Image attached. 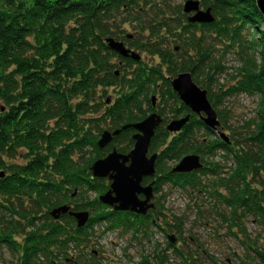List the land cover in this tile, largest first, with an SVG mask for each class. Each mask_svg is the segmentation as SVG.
Masks as SVG:
<instances>
[{"label":"trees","instance_id":"1","mask_svg":"<svg viewBox=\"0 0 264 264\" xmlns=\"http://www.w3.org/2000/svg\"><path fill=\"white\" fill-rule=\"evenodd\" d=\"M166 1L0 0V246L17 254L16 264H37L40 258L48 264L58 258L75 264L72 255L79 261L94 228L103 224L104 230L131 233L132 239L146 238L152 227L160 228L155 205L145 215L102 205L97 198L108 190L109 181L92 178L90 172L92 163L113 148L125 153L133 146V130L127 129L98 148L101 127L113 132L152 112L162 122L148 147L157 154L154 176L143 184L151 183L154 195L168 184L182 190L202 187L199 175H218L220 170L204 158L223 152L234 169L225 182L229 195L219 196L221 202L238 225L248 215L264 225V19L256 0H197L201 8L210 9L214 21L209 24L188 23L179 7L159 19L140 20L148 31L144 41L113 33L118 16ZM112 37L157 64L122 58L107 47L105 40ZM214 42L236 51L239 67L231 76L233 85L220 95L205 88L212 108L219 96L258 97L255 116L242 136L245 150L233 138L224 142L215 136L220 127L207 128L171 90L170 80L180 73H189L198 85V75L216 71ZM110 89L114 97L104 98ZM154 95L157 110L150 100ZM168 115L170 121H188L178 133H169ZM200 130L207 141L191 144ZM189 154L198 155L203 167L171 174L169 164ZM250 178L259 190L253 189ZM89 193L94 194L90 201L84 197ZM62 205L73 212L87 211L86 224L77 228L67 214L53 219L50 211ZM167 247L176 251L171 244ZM251 250L254 264H264V252Z\"/></svg>","mask_w":264,"mask_h":264},{"label":"rangeland","instance_id":"2","mask_svg":"<svg viewBox=\"0 0 264 264\" xmlns=\"http://www.w3.org/2000/svg\"><path fill=\"white\" fill-rule=\"evenodd\" d=\"M184 2L185 0H168L167 5H151L145 8L142 6L140 10L133 11L128 16L122 14L117 17L112 26L113 33L117 36H126L128 41H144L148 31L144 29L145 26L139 25L138 21L159 19L163 13L172 14L178 7L182 13ZM199 9L204 11L201 7ZM214 44L216 49L214 59L218 60L216 71H212L208 76L198 75L196 81L199 83L195 84L200 89L205 90L207 87L211 92L220 95V92L233 85L234 80L231 76H234L239 67V61L236 51H226L219 42ZM124 46L127 48L126 45ZM172 46L170 44V47ZM130 50L148 65H156L158 62L155 58L152 59L138 50ZM113 97L114 91L107 90L104 98L112 99ZM154 97V109L157 110L159 99L156 95ZM219 97L214 109L218 113L217 119L220 123L221 130L218 131H221L226 138L238 141V148L245 150L247 147L243 144L242 136L247 129L248 121L255 116L258 97L242 93L225 98ZM1 107L0 103V109ZM166 117L167 125L171 118L169 115ZM101 130L107 131L106 126L101 127ZM214 135L218 137L217 133ZM200 141H207L203 130L197 132L191 144L194 145ZM147 155L152 154L148 151ZM203 162L218 165L220 170L216 176L199 175L202 187L197 186L195 189L188 187L182 190L168 184L161 188L160 193L153 194L154 211L161 214L156 218L160 228L152 227L146 238L137 236V239H132L129 232L125 233L118 229L104 230V224L97 226L94 228V236L88 246L79 253L82 258L75 261L77 260L73 256L75 254L72 255L74 263L140 264L146 260L149 264H246L249 261L254 264V254L251 249L264 252V225L251 215L242 218L241 224L238 225L236 218L231 216L230 210L223 205L219 197L229 195L226 187L229 185L225 182L234 169L231 157L218 152L212 158H204ZM12 163H21V161L14 160ZM169 166L174 165L171 163ZM250 181L253 189L256 188V180ZM256 189L259 190V188ZM84 197L90 201L94 198V194L89 193ZM23 205L26 207L29 204ZM68 207L71 208V206ZM5 218L8 220V215H5ZM14 220L18 221V218ZM169 237L172 238L173 243H170ZM15 239L17 242L21 240L20 237ZM168 244L174 246L176 251L168 248ZM16 263L17 254L6 245L0 246V264ZM37 264L48 263L40 258ZM52 264L68 263L58 258Z\"/></svg>","mask_w":264,"mask_h":264},{"label":"water","instance_id":"3","mask_svg":"<svg viewBox=\"0 0 264 264\" xmlns=\"http://www.w3.org/2000/svg\"><path fill=\"white\" fill-rule=\"evenodd\" d=\"M256 6L264 19V0H256ZM199 1L185 0L182 6V13L188 15L187 22L190 24H209L214 21L210 9L201 11ZM107 47L122 58H130L138 61L140 57L127 49L121 41L113 38L105 40ZM171 90L177 95L179 101L189 111L199 117L201 122L209 129L217 130L220 123L217 114L208 102L206 91L200 89L191 78L189 73H180L170 80ZM151 104L154 107L155 97H151ZM107 103V102H106ZM162 119L152 112L140 122L122 125L120 129L113 132L103 131L97 141L98 148L107 146L113 137L121 131L133 129V147L126 154L122 155L112 149L105 157L98 159L90 166L92 178L107 179L108 190L98 196V201L115 212H129L136 215H145L148 210L154 208L152 203V184L142 185L144 179L153 178L154 164L157 154L148 156L150 140L155 129L160 125ZM188 121V117L171 120L165 126L167 132L178 133ZM218 137L224 142L227 138L221 131ZM203 167L198 155L189 154L183 156L170 170L171 174H189L200 170ZM142 197V199L140 198ZM71 216L77 228H82L89 218L87 211L73 212L66 205L56 207L50 211V216L57 220L61 215ZM170 243H173L169 237Z\"/></svg>","mask_w":264,"mask_h":264},{"label":"bare ground","instance_id":"4","mask_svg":"<svg viewBox=\"0 0 264 264\" xmlns=\"http://www.w3.org/2000/svg\"><path fill=\"white\" fill-rule=\"evenodd\" d=\"M148 115H149V114H148ZM161 122H162V121H161ZM160 124H161V123H160ZM132 130H133V129H132ZM134 133H135V131L133 130L132 135H133ZM132 135H131V138H132ZM105 147H106V146H105ZM105 147H104V148H105ZM101 149H103V148H101ZM117 152H118V151H117ZM128 152H129V151H127V152H125V153H121V152H118V153H120V154H122V155H126ZM108 153H109V152H108ZM108 153H107V154H108ZM107 154H106V155H107ZM214 176H216V175H214ZM142 185H145V184H143V182H142Z\"/></svg>","mask_w":264,"mask_h":264},{"label":"flooded vegetation","instance_id":"5","mask_svg":"<svg viewBox=\"0 0 264 264\" xmlns=\"http://www.w3.org/2000/svg\"><path fill=\"white\" fill-rule=\"evenodd\" d=\"M142 198V197H141Z\"/></svg>","mask_w":264,"mask_h":264}]
</instances>
